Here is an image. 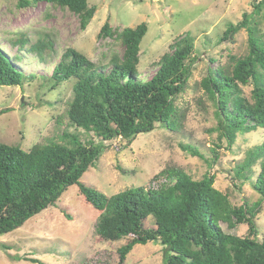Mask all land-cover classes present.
<instances>
[{
    "label": "trees",
    "instance_id": "obj_1",
    "mask_svg": "<svg viewBox=\"0 0 264 264\" xmlns=\"http://www.w3.org/2000/svg\"><path fill=\"white\" fill-rule=\"evenodd\" d=\"M44 2L67 9L85 30L96 7L87 0H19L20 7ZM259 21L248 25L247 14L237 25L229 26L223 39H231L241 29L248 33V51L244 56H228L225 66L209 68L200 86L216 108L217 139L230 149L239 133L264 129V0H253ZM147 32L142 23L134 28L113 32L105 23L99 37L118 39L121 55L111 54L104 64L91 62L72 48L66 49L54 66L53 84L73 80L72 99L68 103V125L83 133H92L101 142L119 139L128 145L140 134L160 127L178 132L184 114L175 105L187 88L191 76L193 38L186 34L169 46L158 69L149 80L137 79L140 43ZM10 40L11 47L45 63L54 54V42L48 34L33 41L26 33ZM18 53L8 55L0 47V87H20L27 77L16 63ZM34 76H29L32 78ZM252 86L251 97L243 96L242 87ZM58 123H60L58 121ZM60 142L35 144L29 150L0 143V235L20 228L26 221L55 206L71 186H77L85 201L99 212L95 233L104 241L128 239L118 250V264L136 245L159 243L163 264H264V236L257 240L255 217L264 200V142L249 151L236 168V177L258 163L259 173L252 189L260 201L234 207L226 194L214 188L215 175L207 172L193 180L182 169L171 167L153 179L162 180L157 188L132 187L111 196L80 183V179L101 156L104 146L92 139L83 142L76 132L64 131ZM218 145L207 158L191 145L179 148L210 166L218 160ZM151 219L153 227H146ZM246 224L248 234L238 237L227 232ZM22 259L43 264L37 259Z\"/></svg>",
    "mask_w": 264,
    "mask_h": 264
},
{
    "label": "rangeland",
    "instance_id": "obj_2",
    "mask_svg": "<svg viewBox=\"0 0 264 264\" xmlns=\"http://www.w3.org/2000/svg\"><path fill=\"white\" fill-rule=\"evenodd\" d=\"M253 0H87L96 12L85 30L78 18L67 9L44 2L20 7L19 0H0V47L10 56L18 53L16 63L27 77L20 87H0V143L29 150L35 144L60 142L64 131L76 132L86 142L102 143L92 133H83L68 125L66 110L72 99L73 80L58 85L50 78L62 53L72 48L91 62L104 64L111 54L121 55L123 46L112 37H99L108 23L113 32L134 28L142 23L147 32L140 43L137 79L149 80L158 69L157 63L169 46L189 34L193 38L196 60L183 94L175 105L184 114L178 132L160 127L140 134L129 145L119 139L103 142L101 156L83 174L80 183L111 196L132 187L157 188L162 180H154L167 168L182 169L193 180H201L210 172L215 175L214 188L226 194L234 207L249 206L260 201L252 189L259 165L251 167L242 179L236 168L249 151L264 142V129L239 133L228 149L217 139L216 108L200 86L209 68L225 66L228 56H244L248 51V33L241 29L233 38L224 40L229 26L237 25L247 14L250 25L259 21ZM259 30L264 38V25ZM26 33L33 41L38 34H48L54 42V54L40 63L32 55L11 47L10 40ZM29 76H34L28 78ZM243 96L251 97L252 86L242 87ZM58 121L60 123H58ZM191 145L210 158L211 148L218 145V160L210 166L179 148ZM99 212L90 206L77 186L69 187L55 206L26 221L20 228L0 235V264H35L22 259L34 258L43 264H118L117 250L128 239L104 241L95 233ZM255 226L257 240L264 236V200L259 206ZM146 227H153L151 219ZM228 233L245 237L246 224ZM163 248L159 243L136 245L123 264H163Z\"/></svg>",
    "mask_w": 264,
    "mask_h": 264
}]
</instances>
